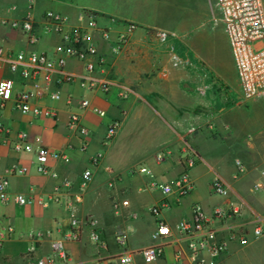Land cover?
<instances>
[{
    "label": "crops",
    "instance_id": "1",
    "mask_svg": "<svg viewBox=\"0 0 264 264\" xmlns=\"http://www.w3.org/2000/svg\"><path fill=\"white\" fill-rule=\"evenodd\" d=\"M160 1L0 0V21L31 17L38 33V41L31 44L21 32L0 23V47L12 53L51 56L60 47V33L46 30L43 15L47 11L65 18L67 28L80 25L84 14L95 16L97 30L92 40L98 53L106 56L107 65L105 74L95 71L93 76L111 84L105 94L87 89L81 83L82 63L67 58L64 71L76 80L58 83L59 73L53 72L45 82L46 74L41 72L38 86L43 96L31 102L32 107L54 110L55 117L22 114L12 101L3 107L0 102L4 128V133L0 132V180H6L9 194L8 202L0 204V225L10 224L14 230L0 248V264H21L31 248L35 257L50 255L53 241H62L70 264H93L121 254L132 255V264H173L178 250L183 252L181 264H190L189 239L177 231V224L194 221V207L210 218L215 208L228 209L230 203L242 206L240 216L207 223L217 239L226 241V250L215 257L204 251L200 257L206 264H264V111L257 105L264 96L245 101L240 89L228 92L222 85L214 90L213 75L175 68L171 53H166L167 45L149 35L158 27ZM128 23L136 26L130 33ZM102 30H108L109 42L102 39ZM120 36L125 42L115 51L114 42ZM3 79L13 81L14 92L32 89L6 67L0 70V81ZM82 99L103 115L80 112ZM72 113L79 114L87 135L68 127ZM112 122L118 128L109 138ZM21 135L31 151L13 149ZM39 145L67 157V161L47 159L46 166L55 177L37 171ZM187 149L196 157L188 170L192 189L186 195H179L176 189L164 194L159 186L178 177L180 157ZM158 155L163 158L157 160ZM234 160L241 163V171ZM139 166L149 175L134 170ZM11 168L25 172L8 176L6 171ZM84 170L92 173L86 186L81 184ZM215 176L229 186L226 198L210 193ZM153 182L158 187H150ZM257 184L262 188L254 191ZM16 195L47 203L18 206ZM78 196L80 202L75 201ZM163 204L168 207L152 215L151 209ZM72 216L93 218L100 244L90 240L87 228L77 241H63ZM158 221L169 228L170 235L161 255L146 263L134 252L154 244L152 234ZM258 225L263 235L255 238L252 231ZM47 231L50 235H43ZM230 233L243 236L246 242L231 238ZM117 234L125 236L123 246L116 243Z\"/></svg>",
    "mask_w": 264,
    "mask_h": 264
},
{
    "label": "built area",
    "instance_id": "2",
    "mask_svg": "<svg viewBox=\"0 0 264 264\" xmlns=\"http://www.w3.org/2000/svg\"><path fill=\"white\" fill-rule=\"evenodd\" d=\"M215 7L219 12V21L222 25L223 32L226 37L228 50L230 53L237 85L241 91V96L245 101L255 100L264 96V0H215ZM46 30H54L60 33L61 45L51 55L45 53H12L0 47V70L6 67L11 74H19L22 80L29 82L32 89L19 90L14 92V83L10 79L0 81V102L3 107L7 102H13V108L22 114L31 113L34 116L55 117L56 112L52 109L41 110L32 107V100L42 98V87L38 86V76L44 72L45 82L49 81V76L53 72H58V83H72L76 80V76L66 73L64 66L67 58L75 59L82 63L84 75L81 77V83L86 85L89 90H99L107 93L111 84L106 78H96L93 76L95 71L105 72L107 58L103 54H99L97 47L93 43L92 33L97 30L95 16L84 14L81 18V24L73 27H66V19L60 15L47 11L43 15ZM3 25L18 30L26 36L29 43L34 44L38 41V33L35 31L34 20L26 17L21 20L0 21ZM127 32L130 33L136 26L132 23L126 24ZM153 35L160 44L169 43L173 37V33L154 29ZM103 40L109 42L110 35L108 30L101 31ZM125 42V37L120 36L114 42L115 51H118ZM171 63L178 66L180 59L174 53L171 54ZM105 74V73H104ZM54 97V96H53ZM80 112L91 110L92 112L102 116L103 112L97 108L91 107L86 99L80 100L78 104ZM68 127L75 130L79 135L85 136L88 130L81 125L78 113L69 115ZM118 124L112 122L108 126L107 135L113 137ZM0 132L4 133V128L0 124ZM85 147V144L82 146ZM15 151H31V145L26 141L25 136L21 135L20 139L13 144ZM49 157L55 159H63L67 161V157L62 153H52L48 148L39 145L37 147V171L43 175L55 177V173L48 170L46 161ZM161 155L157 156V160H161ZM182 171L175 180L159 186L164 194L171 193L174 189L179 195H186L192 189L189 180L188 170L196 163L195 153L191 149H187L180 157ZM238 170H242L241 163L234 160ZM138 173L149 175V171L139 166L134 169ZM25 169L11 168L6 171L8 176L15 174H23ZM92 177L89 170H84L81 175V184L86 186ZM6 180H0V204L8 202L9 194L6 189ZM152 188L158 187L153 182ZM261 185H256L254 191L261 190ZM210 193L215 196L226 198L230 192L229 186L219 176H215L210 184ZM55 202L57 198L53 199ZM81 198H75L76 202H80ZM35 201L46 205V201L36 200L32 197L26 198L22 195H16L14 202L18 206L32 204ZM167 204H163L151 209L152 215H158L161 209H166ZM195 220L181 221L177 224V231L189 239L187 244L188 256L190 264H206L200 254L207 251L212 257L218 256L226 250L227 243L224 240L217 239L214 230L208 228V220H223L227 217H238L242 212V206H233L228 204V209L217 207L213 210L210 218L202 212L198 207H194ZM83 228L89 231L90 240L94 244H100V235L96 227V223L91 217L79 220L75 217L70 218L69 230L63 235L62 239L66 242H73L79 239ZM166 229L167 231H163ZM14 233L10 224L0 225V248L2 244L8 240ZM252 234L255 238L263 235L261 227L256 226ZM43 235L49 236L50 232ZM170 235L169 228L161 221L156 223V229L152 234L154 244L150 247L143 248L134 252L140 255L144 262L151 263L155 261L162 253L166 238ZM41 236L38 234L37 237ZM231 238L237 239L241 243H245V238L235 233H230ZM115 241L118 245L123 246L126 242L125 236L117 234ZM52 253L43 257H35L33 248L29 249L23 255L21 264H70L71 259L63 248L62 241H53L51 243ZM183 252L178 250L175 255L173 264H181ZM93 264H132V255L121 254L112 260L95 262Z\"/></svg>",
    "mask_w": 264,
    "mask_h": 264
},
{
    "label": "rangeland",
    "instance_id": "3",
    "mask_svg": "<svg viewBox=\"0 0 264 264\" xmlns=\"http://www.w3.org/2000/svg\"><path fill=\"white\" fill-rule=\"evenodd\" d=\"M158 27L173 33L166 53L179 57V69L213 75V87L238 91L225 34L215 0H161ZM154 30V29H153ZM153 30L149 35L153 38ZM264 111V101L257 104Z\"/></svg>",
    "mask_w": 264,
    "mask_h": 264
},
{
    "label": "snow or ice",
    "instance_id": "4",
    "mask_svg": "<svg viewBox=\"0 0 264 264\" xmlns=\"http://www.w3.org/2000/svg\"><path fill=\"white\" fill-rule=\"evenodd\" d=\"M163 231H167L166 229H164Z\"/></svg>",
    "mask_w": 264,
    "mask_h": 264
}]
</instances>
